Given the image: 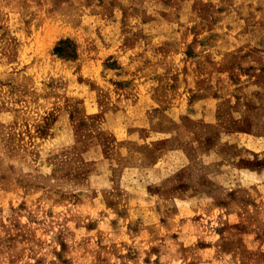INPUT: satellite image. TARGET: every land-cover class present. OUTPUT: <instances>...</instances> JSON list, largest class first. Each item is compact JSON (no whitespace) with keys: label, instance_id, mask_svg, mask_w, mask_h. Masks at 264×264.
<instances>
[{"label":"rangeland","instance_id":"obj_1","mask_svg":"<svg viewBox=\"0 0 264 264\" xmlns=\"http://www.w3.org/2000/svg\"><path fill=\"white\" fill-rule=\"evenodd\" d=\"M0 264H264V0H0Z\"/></svg>","mask_w":264,"mask_h":264},{"label":"trees","instance_id":"obj_2","mask_svg":"<svg viewBox=\"0 0 264 264\" xmlns=\"http://www.w3.org/2000/svg\"><path fill=\"white\" fill-rule=\"evenodd\" d=\"M76 45L71 40L60 41L54 49V53L60 58L67 60L76 59Z\"/></svg>","mask_w":264,"mask_h":264}]
</instances>
